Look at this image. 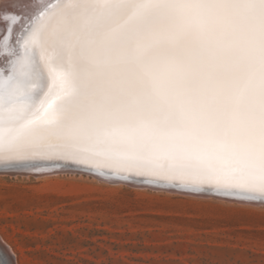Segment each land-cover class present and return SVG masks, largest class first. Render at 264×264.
<instances>
[{
  "label": "snow or ice",
  "instance_id": "snow-or-ice-1",
  "mask_svg": "<svg viewBox=\"0 0 264 264\" xmlns=\"http://www.w3.org/2000/svg\"><path fill=\"white\" fill-rule=\"evenodd\" d=\"M0 163L264 202V0H43L5 16Z\"/></svg>",
  "mask_w": 264,
  "mask_h": 264
},
{
  "label": "rangeland",
  "instance_id": "rangeland-1",
  "mask_svg": "<svg viewBox=\"0 0 264 264\" xmlns=\"http://www.w3.org/2000/svg\"><path fill=\"white\" fill-rule=\"evenodd\" d=\"M0 239L15 264H264V204L6 171Z\"/></svg>",
  "mask_w": 264,
  "mask_h": 264
},
{
  "label": "bare ground",
  "instance_id": "bare-ground-1",
  "mask_svg": "<svg viewBox=\"0 0 264 264\" xmlns=\"http://www.w3.org/2000/svg\"><path fill=\"white\" fill-rule=\"evenodd\" d=\"M43 3V0H4L1 3L0 6V36L2 35L3 37L5 35H7V22L4 20L5 16H18L20 17V21L17 25L14 26V31L12 34V37L9 41L10 46L12 47V49H14L16 52L20 51V48L18 49V47L20 46V43H18V41H22V37L25 34L24 32L22 33L21 37H20V33L22 32V27L24 25H26V23L34 16V12L36 11V6ZM4 15V16H2ZM5 33V34H4ZM0 37V75H8L11 71L12 68V61L15 59V56H11L8 53L5 52L4 48L2 47V41H3V37ZM47 164H58V165H66V166H71V167H79V168H84L87 169L89 171H94L88 167L82 166V165H75V164H65L63 162H51V161H32L29 162L27 164H21V163H13L10 164L11 169H4L1 170L0 172H20V173H35V174H42L45 172H51V173H55V172H79V173H83V171H76V169H72V168H51L49 166H46ZM3 166H9V165H4L3 163H0V168ZM97 172V171H95ZM106 173L111 174L110 172H108V170H105ZM99 173V172H98ZM91 174V173H89ZM113 175V174H112ZM92 176H95L96 178H99L101 180L104 181H109V182H114V183H125V181L122 180H117L111 181V177H102V176H98L96 174H92ZM118 176V175H115ZM128 177H132V178H137L140 179L139 183H134L131 185H137V186H143V187H152L155 189H166L168 191H172V192H179L182 193L181 190H179V188H174V189H170V187H157L156 185L151 186V185H147V184H140L142 182V180L145 181L144 177L141 176H136L134 174H129ZM115 177H113L114 179ZM143 181V182H144ZM129 184V183H127ZM160 185V184H158ZM168 185V184H165ZM207 189V188H206ZM207 190H211V189H207ZM213 191V190H212ZM185 194H192V193H186ZM214 192V191H213ZM216 194H218L216 197L219 198H223V199H230L232 201H239V202H245V203H254V204H264V203H256V202H252L250 200L244 199L240 196H236V195H224L222 193L217 192ZM197 195V194H196ZM209 197L214 196V195H209L206 194ZM206 195H202V196H206ZM230 198H228V197ZM232 196H234L235 198H233ZM215 197V196H214ZM5 238V237H4ZM6 239V238H5ZM4 241V240H3ZM3 241L0 239V264H14V258L12 256V253L10 250L11 247L9 246V248L5 247ZM5 242V241H4ZM10 249V250H9ZM13 251V250H12ZM17 264V263H16ZM19 264V263H18Z\"/></svg>",
  "mask_w": 264,
  "mask_h": 264
},
{
  "label": "water",
  "instance_id": "water-1",
  "mask_svg": "<svg viewBox=\"0 0 264 264\" xmlns=\"http://www.w3.org/2000/svg\"><path fill=\"white\" fill-rule=\"evenodd\" d=\"M36 14V11L34 12V15ZM30 26V20L26 23V25H24L23 27H22V32L20 33V37H21V35H22V33L24 32H26V29L28 28ZM20 48V46L18 47V49ZM56 163V162H55ZM46 165V164H45ZM46 166H49V167H51V168H54V169H57L58 167L59 168H72L73 170L74 169H76V171H83V172H85V173H91V174H96V175H98V176H102V177H111L112 179H111V181L112 180H114V181H117V180H122V181H125V183H129V184H134V183H139V182H137V181H139L140 179H137V178H132V177H128L127 179H125V178H123V177H121V176H115V175H112V174H108V173H106V174H104V175H101L100 173H98V171L97 172H95V171H89V170H87V169H84V168H79V167H71V166H66V165H58V164H47ZM11 169V167H10V165L9 166H3V167H1L0 169L1 170H4V169ZM113 177H115L114 179H113ZM141 181V180H140ZM144 180H142V182L140 183V184H147V182L146 181H144ZM147 185H151V186H154V185H156L157 187L159 186V187H170V189H174V188H176V186H172V185H165V184H160V185H158V184H152V183H148ZM155 187V186H154ZM177 188H179V190H181V192H183V191H186V193H192V194H197V195H206V194H209V195H214V196H217L218 194H216L217 192L216 191H212V190H207V189H205V190H201V191H194V190H191V189H187V188H183V187H177ZM226 197H228V196H226ZM233 198H235L234 196H232ZM228 198H230V197H228ZM252 202H256V203H264V202H260V201H252ZM5 247H7V246H5ZM8 248V247H7ZM1 256V255H0ZM13 256V255H12ZM15 264V263H14Z\"/></svg>",
  "mask_w": 264,
  "mask_h": 264
}]
</instances>
